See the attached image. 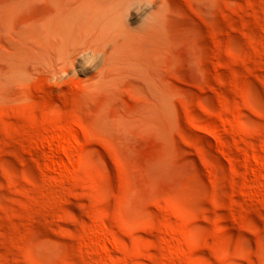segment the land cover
<instances>
[{"label": "rangeland", "instance_id": "374dc122", "mask_svg": "<svg viewBox=\"0 0 264 264\" xmlns=\"http://www.w3.org/2000/svg\"><path fill=\"white\" fill-rule=\"evenodd\" d=\"M84 1L0 0V264H264V0Z\"/></svg>", "mask_w": 264, "mask_h": 264}, {"label": "bare ground", "instance_id": "6f19581e", "mask_svg": "<svg viewBox=\"0 0 264 264\" xmlns=\"http://www.w3.org/2000/svg\"><path fill=\"white\" fill-rule=\"evenodd\" d=\"M115 12L105 0H87L72 8L56 24L54 33L58 42H73L82 33L96 31L98 36L113 30L116 20Z\"/></svg>", "mask_w": 264, "mask_h": 264}, {"label": "clouds", "instance_id": "9594fccd", "mask_svg": "<svg viewBox=\"0 0 264 264\" xmlns=\"http://www.w3.org/2000/svg\"><path fill=\"white\" fill-rule=\"evenodd\" d=\"M134 4H136L137 7H139L140 4H143L145 7L151 5V3H147L146 0H136V3H134ZM154 22H155V18H153L151 20H144V25L145 26H151ZM101 54H103V52L93 51L92 49L86 48V49H81L80 51H78L75 56H79V57L83 58L85 66H91L94 64L96 59ZM58 63H62V64L67 63L66 57L61 56ZM68 68H71V65H68ZM65 75H66L65 71L58 69L57 72L54 74V78L59 79Z\"/></svg>", "mask_w": 264, "mask_h": 264}]
</instances>
